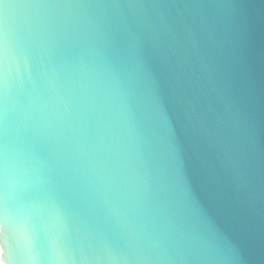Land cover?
Masks as SVG:
<instances>
[{
	"label": "water",
	"instance_id": "1",
	"mask_svg": "<svg viewBox=\"0 0 264 264\" xmlns=\"http://www.w3.org/2000/svg\"><path fill=\"white\" fill-rule=\"evenodd\" d=\"M0 264H264V0H0Z\"/></svg>",
	"mask_w": 264,
	"mask_h": 264
}]
</instances>
